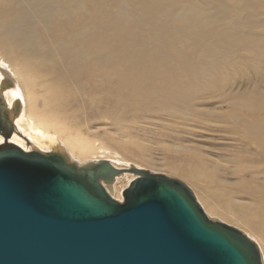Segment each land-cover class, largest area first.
<instances>
[{
  "label": "bare ground",
  "instance_id": "bare-ground-1",
  "mask_svg": "<svg viewBox=\"0 0 264 264\" xmlns=\"http://www.w3.org/2000/svg\"><path fill=\"white\" fill-rule=\"evenodd\" d=\"M247 11L250 25L242 23ZM263 15L264 0H0V147L59 154L78 168L108 162L121 174L105 190L122 203L136 179L129 169L151 166L136 135L162 112L199 117L198 99L224 89L220 54L247 47L258 32V78L246 92L222 97L236 107L223 116L236 120V134L253 149L250 166L182 144L163 149L162 170L190 183L206 216L248 237L264 264ZM231 162H244L250 179Z\"/></svg>",
  "mask_w": 264,
  "mask_h": 264
},
{
  "label": "water",
  "instance_id": "water-1",
  "mask_svg": "<svg viewBox=\"0 0 264 264\" xmlns=\"http://www.w3.org/2000/svg\"><path fill=\"white\" fill-rule=\"evenodd\" d=\"M129 172L119 203L104 187L121 174L108 162L78 168L0 147V264H262L255 243L211 221L184 183Z\"/></svg>",
  "mask_w": 264,
  "mask_h": 264
},
{
  "label": "rangeland",
  "instance_id": "rangeland-1",
  "mask_svg": "<svg viewBox=\"0 0 264 264\" xmlns=\"http://www.w3.org/2000/svg\"><path fill=\"white\" fill-rule=\"evenodd\" d=\"M253 16V12L247 11L244 15L242 23L250 25L252 21L255 20ZM261 18L264 22V15ZM255 33L256 35L247 37V47L240 50L223 52L220 54L219 61L226 62L225 78H227L222 81L224 89L219 93V95H216V93L212 92L198 99V101L202 102L199 103L198 106H194V109L197 108L199 117L195 118L192 122L180 119L172 120L171 117L167 118L168 116L164 115L162 112L160 115L165 116V118H163L164 120L160 119L157 123L153 122L154 126L152 125V127H148V131L146 133L140 132L136 135L139 139L138 142L146 146L148 149L149 153L145 156L146 158L148 157V159L150 158L149 162L148 159H146V161L149 163V165H151L150 167H137H142L149 172H154L169 176L173 179H177L190 187L194 194H197L190 183L186 182V180H184L181 176H174L173 174L170 176L167 171L162 170V157L164 150L182 144L183 146L187 145L188 147L190 145L195 147L198 146L199 148L203 149L202 151L205 152L210 160L216 162L221 161L220 163H224L225 161L231 160V158H238L239 161H242L243 159L247 166H250V156L247 154V152L252 153L253 149L247 150L245 143L241 141V136L236 134V120L230 116H223L228 112H236V107L228 105V101L225 100L227 98L222 97L225 94H231L230 98H232L239 95L240 92H246V89H251L253 82L258 78L260 74V55L257 56L254 54V47L258 46V35H260V33ZM262 34L264 35V29H262ZM262 66L264 68V63ZM221 101L224 102L220 103ZM159 123L161 125H158ZM135 126L139 127L140 123L136 124ZM143 128L147 129V126H143ZM150 129H160L162 131H149ZM166 130L175 132L174 134H178L180 137L182 136V138L179 140L173 138L172 140L176 142L172 141L171 139H165L163 138V132H167ZM160 137H162V139ZM160 146H163V148L161 149ZM168 155L173 156L172 153H168ZM256 160V156L251 158V161ZM244 162H231L227 163V165L231 168L242 167V173H244L242 178L247 181L250 179L251 175L250 172H247L250 171L249 169L245 170L247 167L245 166ZM134 163L135 162H132V164L136 166ZM261 168L262 167H260V169ZM225 180L227 181L226 184L229 186L233 185L235 182V180L231 177H227ZM242 200L243 201L241 202L246 203L248 199L242 198ZM234 226L242 229L241 226L238 227L235 224Z\"/></svg>",
  "mask_w": 264,
  "mask_h": 264
}]
</instances>
